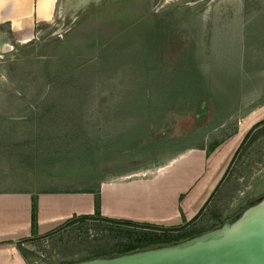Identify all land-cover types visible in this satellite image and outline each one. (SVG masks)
Here are the masks:
<instances>
[{
  "label": "rangeland",
  "instance_id": "1",
  "mask_svg": "<svg viewBox=\"0 0 264 264\" xmlns=\"http://www.w3.org/2000/svg\"><path fill=\"white\" fill-rule=\"evenodd\" d=\"M37 27L25 43L0 35V188L97 189L192 149L177 181L202 153L218 175L194 224L264 196V0H61ZM147 224L75 218L31 237L24 264L107 255L176 226Z\"/></svg>",
  "mask_w": 264,
  "mask_h": 264
},
{
  "label": "crops",
  "instance_id": "2",
  "mask_svg": "<svg viewBox=\"0 0 264 264\" xmlns=\"http://www.w3.org/2000/svg\"><path fill=\"white\" fill-rule=\"evenodd\" d=\"M60 2L61 0H0V35L6 30L16 37L26 35L18 37L19 43L29 41L31 36L28 33L36 32L37 26L56 17ZM249 116L253 115L249 114L246 118ZM230 140L225 142L227 145L224 148L222 145L217 149L214 155L216 161L227 156L226 153L231 149H226ZM193 151L195 150L188 149L177 153L158 166H143L139 167L143 169L120 172L119 175L101 179L97 185L100 214L163 226L193 220L218 177L212 170L214 166L210 173L208 171L211 155L205 158L204 153H197L202 157L198 173L190 178L183 173L177 181L176 174L181 167L190 164L189 156ZM93 189H32L20 186L0 188V264H24L28 253L26 248L32 246L29 242L31 237L53 229L73 215L93 213ZM32 197H35L36 205L33 230ZM198 218L199 216L191 220L188 229L207 228L205 225L194 224ZM23 247L25 252H22Z\"/></svg>",
  "mask_w": 264,
  "mask_h": 264
},
{
  "label": "water",
  "instance_id": "3",
  "mask_svg": "<svg viewBox=\"0 0 264 264\" xmlns=\"http://www.w3.org/2000/svg\"><path fill=\"white\" fill-rule=\"evenodd\" d=\"M62 264H264V196L183 239Z\"/></svg>",
  "mask_w": 264,
  "mask_h": 264
},
{
  "label": "trees",
  "instance_id": "4",
  "mask_svg": "<svg viewBox=\"0 0 264 264\" xmlns=\"http://www.w3.org/2000/svg\"><path fill=\"white\" fill-rule=\"evenodd\" d=\"M170 107H174V106H170ZM262 129H260V131ZM92 192H93V195H94V202H93L94 212L90 213V214L73 215L72 217H70V218L66 219L65 221H63L61 224L70 222V221L74 220L75 218H83V219L100 218V219H105V220L107 219V220L123 222V223H133V222H135V221H132V220H127V219H118V218H114L113 219L111 217L102 216L100 214V212H99L98 189H95ZM35 210H36L35 197H32V200H31V229L32 230L34 229V225H35ZM191 220H189V221H191ZM219 221H220V218L217 217L216 220L214 221V223H212L207 228H204V229L203 228H191V229L181 230V231H177V232H171V231H175L173 229H178L179 227L183 226L185 223L182 224V225H176V226L167 227V228H164V229H161L162 227H157V228H160V232L159 233L145 234L144 236H142L141 239H138V240H135V241H133L131 243L129 242V243L125 244L121 248H118L114 253L134 250V249L148 247V246H154V245H158V244L169 243V242H172V241H177V240L183 239L185 237H188V236H190L192 234L208 230V229L216 226L219 223ZM147 225L150 226V225H152V223H149ZM167 229H171V231L168 232V233L165 232V230H167ZM114 253H111V254H114ZM107 255H110V254H107ZM92 256H97V255H92ZM88 257H91V256H88ZM69 262H72V261H69Z\"/></svg>",
  "mask_w": 264,
  "mask_h": 264
},
{
  "label": "bare ground",
  "instance_id": "5",
  "mask_svg": "<svg viewBox=\"0 0 264 264\" xmlns=\"http://www.w3.org/2000/svg\"><path fill=\"white\" fill-rule=\"evenodd\" d=\"M4 47H10V45H9V43H4ZM252 116H250V117H248V118H246V119H250ZM246 119L245 120H243L242 122H241V124H240V129H243L244 128V126H245V124L247 123V121H246ZM236 138V137H235ZM233 139L234 138H231V141H233ZM231 143H233V142H231Z\"/></svg>",
  "mask_w": 264,
  "mask_h": 264
}]
</instances>
